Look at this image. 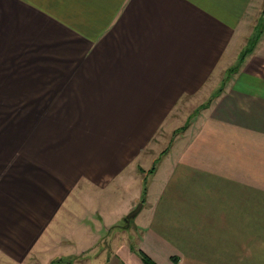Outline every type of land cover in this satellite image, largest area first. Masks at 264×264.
Wrapping results in <instances>:
<instances>
[{"label":"crops","instance_id":"0c3cea01","mask_svg":"<svg viewBox=\"0 0 264 264\" xmlns=\"http://www.w3.org/2000/svg\"><path fill=\"white\" fill-rule=\"evenodd\" d=\"M261 1L0 0V119L22 121L0 127V264H264V32L159 190L106 194L221 83Z\"/></svg>","mask_w":264,"mask_h":264},{"label":"rangeland","instance_id":"374dc122","mask_svg":"<svg viewBox=\"0 0 264 264\" xmlns=\"http://www.w3.org/2000/svg\"><path fill=\"white\" fill-rule=\"evenodd\" d=\"M261 2H262V5L260 6L259 10L256 11L253 14L254 16L252 15L250 18L249 28L247 30H244L241 33L242 37L243 36H245V37H243L242 39L236 40L238 42V44H237V42H236V44L241 47L239 55L242 53V51L246 47H248L249 42L251 41L253 35H255L257 33V30L264 29V0ZM236 44H235V46L237 47ZM239 55L237 56V58L233 62V65H235ZM233 65L231 64L230 67H232ZM223 79H224V76L222 77L221 81ZM220 85H221V83L217 87L214 86L210 89L211 93H210L209 97L207 98V100L203 101V103H201V101H200L199 103L198 102L186 103V104L182 103V104L178 105L175 108L171 117L167 120V123L164 126V128L161 129L157 133V135L153 138V140L151 142V147H153V149H155L153 154H156V155L159 154L158 157L156 158L155 156L154 157L151 156V157L145 158L143 161L140 162L141 166H144L145 168L150 166V168L148 170L145 169L146 170L145 171L144 169L139 167L138 171L141 174L136 173V175H135L134 169L130 170L128 168V170H126V172H127V177H129V179L132 180L131 186L130 185H122L121 186V184L119 183L120 180H117L114 183V185H111L110 187H108V189L106 190L107 191L106 194L109 196L110 195L114 196L115 201H118L121 197H122V199H124L126 197V194L131 191L129 188L134 187L136 181H137L138 188L140 189V187H142V189H143V180L144 179L146 180L147 191H149V192L158 191L159 186H160V182H161V179L163 176L162 175L163 171H165L167 169V167H169L167 164H170L171 162L175 161L176 151L178 149V145H180V142L183 140V138L188 137V136L184 137V133L186 132L187 128H189L191 126V123H193L195 117L201 111H203L205 108H207L209 106L211 99L213 98L214 92L220 87ZM0 110H2V109H0ZM7 122L9 123L10 127H13V126H18V124L20 125V122H22V121H19V120L7 121V120L0 119V127H3V126L6 127ZM1 123H4V124L1 125ZM166 127H170V128L167 129ZM182 134H183V136H182ZM168 150H170V154L165 156L164 154H166L168 152ZM149 153L152 154L151 151ZM150 158H151V161H150ZM155 158H156V160L152 164L151 162H153ZM156 166H158L157 169L159 171L154 176H152L149 173V171L152 170L151 169L152 167H154V170H156ZM148 173H149V175H148ZM135 176H137L138 179L135 178ZM90 184H91V182H90ZM98 186H101V185H98ZM88 224H89V227L91 229L95 228L93 220L91 223H88ZM122 227H123V224L120 226L121 230H117L120 238H123V239L130 238L129 237V235H130L129 231H125L126 229L123 230ZM102 235H103V240L107 241L108 237L106 235L104 236L103 233H102ZM80 249L81 248H79V249L73 248L72 253H76ZM98 249H100L99 246L95 247L94 252H97ZM58 250L60 251V249H58ZM89 254H91V253H87L86 255H83V256L81 255V256H77V257L76 256H69L67 258L61 257V258H58L55 261H53L51 264H82V261H87L89 259L88 258ZM70 257H72V258H70Z\"/></svg>","mask_w":264,"mask_h":264},{"label":"trees","instance_id":"16d2710c","mask_svg":"<svg viewBox=\"0 0 264 264\" xmlns=\"http://www.w3.org/2000/svg\"><path fill=\"white\" fill-rule=\"evenodd\" d=\"M264 29L257 30V33L253 35L251 41L249 42L248 47H246L242 53L239 55L235 65L232 67L228 68L227 71L225 72L224 79L221 81L220 87L214 92L213 97L215 98L216 96L220 95L221 92L223 91L226 83L232 78L233 74L237 72V70L240 68L241 64L243 63L244 58L250 54L256 47L257 43L259 42L262 34H263ZM152 170L149 171L150 174L154 172V167L151 168ZM146 180H143V197L144 194L146 193ZM141 258L144 262V264H154L149 257H147L145 254H141Z\"/></svg>","mask_w":264,"mask_h":264},{"label":"water","instance_id":"95a60500","mask_svg":"<svg viewBox=\"0 0 264 264\" xmlns=\"http://www.w3.org/2000/svg\"><path fill=\"white\" fill-rule=\"evenodd\" d=\"M141 207H142V203H138L135 209H133L130 213L126 215L125 220H124L126 225H129L130 220L133 219L137 215Z\"/></svg>","mask_w":264,"mask_h":264}]
</instances>
